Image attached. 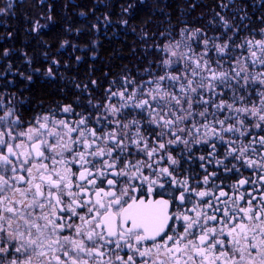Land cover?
<instances>
[{"label": "snow or ice", "instance_id": "1", "mask_svg": "<svg viewBox=\"0 0 264 264\" xmlns=\"http://www.w3.org/2000/svg\"><path fill=\"white\" fill-rule=\"evenodd\" d=\"M224 25L228 27L227 21ZM195 36L192 33L189 39ZM204 44L205 51L199 55L190 46L191 54L178 55L181 41L165 45L163 51L177 60L162 61L164 74L146 81L147 91L142 84L127 94L133 81L125 80L122 91L111 92L109 99L119 96L126 101L119 108L105 105L109 115L118 117L111 130L89 127L90 118L83 115L72 123L51 114L38 116L27 127L11 110L0 116V264H264V135L251 131L264 132V70H250L264 69V29L259 39L253 36L235 45L248 55H237L228 70L220 61L232 58L230 45H214V68L205 59L209 41ZM180 60L182 70L173 66ZM227 90L232 92L230 102L223 99ZM253 93L258 100H252ZM128 107L146 109L148 123L160 129L151 143L139 128L135 138L129 136L128 130L141 121L133 118L122 123V109ZM225 109L229 114L217 119ZM62 111L70 113L71 106ZM250 119L257 121L251 128ZM189 120L192 127L186 123ZM201 128L205 137L229 144L227 155L238 153L233 158L243 159L256 179H239L231 186L232 195L221 188L217 196L219 185L207 187L215 172L206 174L205 189L197 190L199 184L190 186L187 179L175 177L172 166L179 161L171 154L168 166H153L164 160L169 145L191 142L182 133L194 137L195 130L198 136ZM224 133L252 139L232 147L236 139L226 141ZM212 148L215 151V143ZM126 153L148 159L132 163L125 159ZM158 154L160 161H154ZM233 169L240 173L235 164L225 167V172ZM249 184L251 192L241 191ZM145 185L147 196L142 195ZM157 189L170 199H156ZM177 201V208L184 211L173 213L170 208ZM189 203L192 207H185Z\"/></svg>", "mask_w": 264, "mask_h": 264}, {"label": "trees", "instance_id": "2", "mask_svg": "<svg viewBox=\"0 0 264 264\" xmlns=\"http://www.w3.org/2000/svg\"><path fill=\"white\" fill-rule=\"evenodd\" d=\"M185 27L199 30V44L257 35L264 29V0L16 3L0 15V101L14 104L23 123L66 106H97L123 79L140 84L160 74L164 44Z\"/></svg>", "mask_w": 264, "mask_h": 264}, {"label": "flooded vegetation", "instance_id": "3", "mask_svg": "<svg viewBox=\"0 0 264 264\" xmlns=\"http://www.w3.org/2000/svg\"><path fill=\"white\" fill-rule=\"evenodd\" d=\"M255 36V38L259 39L260 38V33L257 35H253ZM251 37H247V38H252ZM229 37H231V39H229ZM219 40L213 41L210 40L209 41V45H208V55L205 57V59H209L210 63H212V66L215 68L217 66V53L215 51V47L214 45L219 43V44H223L224 42H227L230 45V51L234 50L233 52V56L231 59H228L227 57H225L224 60H221L220 63L223 64L224 70H228L230 66H233L235 64V59L237 55H241V56H247V50H241L238 48H235V45L240 44L241 41H243L244 39H235L232 36H228L226 35L224 38L219 37L217 38ZM246 39V38H245ZM192 52L195 53L196 55H199L200 53H203L205 51V47L202 46V44H198L195 42V44L189 45ZM189 46L185 47V49L183 50L182 53H188L191 54L189 52ZM176 68L182 70L184 67V61L180 60L179 63L175 64ZM160 69H157V71ZM252 71L255 70H264V69H260V66H257V69H250ZM160 74H158L157 76H155L154 78H158L160 75L164 74V68H162L160 70ZM171 71V70H169ZM153 78H147L146 80H144L143 82H141L140 84L138 83H131L128 84V93L127 94H131V92L138 86V85H142L145 84L146 81H149ZM165 85H167V81L162 82ZM241 83H243V81H241ZM125 83L120 86L119 88L114 89L111 92H119L122 91L124 88ZM179 86L177 85V88ZM144 91H147V85L145 84V88ZM111 92L109 94V96L111 95ZM245 95H247V93H244ZM205 98H207V93L204 94ZM109 96L107 97L106 101L98 104L97 107L95 109H91V108H86L85 110H80V111H76L75 109H72V111L70 113H64L62 111V109L60 111H56V112H50V113H44V114H38L36 116H34V118L31 120L33 121L36 117L38 116H43V115H48L51 114L53 115L56 119H64L67 120L69 123H72L78 119H80L81 115L85 116V117H89V127H100L101 131H108L111 130L112 128L115 127V120L118 118L116 116H111L109 115L106 111H105V105L111 104L115 107H120L121 104L125 103L126 101H122L121 98L119 96H115L112 97L111 99H109ZM232 97V92L231 90H227V94L223 97L224 100H227L230 102V98ZM144 98L143 96L138 97V99ZM252 100H258V98L255 96V93H253L252 96ZM127 103H132V102H127ZM216 103H220V98L216 99ZM252 103V101H249V105ZM186 107V105H185ZM202 109L197 108L196 111L199 112ZM209 111H212V109L210 108ZM122 113L123 115H121L119 118L121 119L122 123H127L129 121H131L133 118L140 120L141 124L137 125V126H132L128 131H129V136L131 138H135L134 134L137 131V128L140 129L141 134L144 135L145 137L148 138L149 143L152 142L153 138H154V133L155 132H159L160 129L157 128L155 125H150L148 123L150 117L147 114V110L145 109L144 112H141L139 109H134L131 107L128 108H124L122 109ZM229 112L227 109H225L224 112L222 113H217L216 118L217 119H224L226 115H228ZM100 117V125L96 124V120L97 118ZM201 118L197 115L196 116V120H200ZM209 120H212V117H209ZM111 121V123H110ZM27 121L26 123H23L24 127H27L28 125ZM257 121L254 119H250L249 121V127L251 128V125H254ZM188 124L189 127H192V121L189 120L186 122ZM103 126V127H101ZM217 129L220 128L219 124H215L214 125ZM225 127H227V124L224 125ZM181 127H183V125H181ZM123 131V130H122ZM251 131L254 135H264V132H262L260 129H255V128H251ZM205 130L203 128L200 129V133L199 135H195V130H194V137H188L186 134H181L185 139H189L191 142L188 145H185L184 143H178L175 145H169L168 150L164 153V160L160 161V156L159 154L154 158V161H160L159 164H156L155 162L153 163V166L156 167L157 169L161 166H168L167 164V155L171 154L174 158H176L179 163L178 165H174L172 166L173 168H175V172L174 175L177 179L179 180H188V184L190 186H196L197 184H199V187L197 188V190H204L205 186L203 185L202 181L203 178L206 174L208 173H212L215 172L216 176L212 177L210 180L209 185L207 186L208 188L212 187V183H215L216 185H219L220 187L215 189V194L218 196L219 195V191L221 188H223L224 191L228 192L230 195H232V188L231 186L233 184H235L239 179H243V178H250L252 180L256 179V176L253 175V172L251 169L247 168L244 165V161L243 159L241 160H235L233 157L235 155H238V153H234L233 155H227V150L230 147L229 144L224 143L218 139H216L215 137L212 136H208L205 137L204 135ZM76 135V134H73ZM224 139L230 140V139H236V144L235 145H231L232 147H238L242 142L243 143H247L248 140L252 139V136H246L243 138H240L237 134L236 137H232L231 134L229 133H224ZM170 137H165L164 140L167 141V139H169ZM201 140L200 143H196L195 140ZM207 139L208 143H204L203 140ZM215 143L216 144V148L215 151H213L212 148V144ZM130 151L132 153H136L137 149L135 146L130 145ZM141 147H143V142L141 143ZM209 153H212V155H209ZM204 156L205 160L201 161L200 157ZM256 159H259V157H255ZM125 159L126 160H130L132 163H136L137 160H147V156L144 154H140V155H128L127 153L125 154ZM217 160H221L223 161L222 165H217L216 161ZM203 164V167H201V165ZM236 165V167H238L240 169V173H237L234 169L232 172H225V167L227 168H232L233 165ZM207 170V171H205ZM145 174H148V169L145 168L144 169ZM134 183H136L137 185L140 183L139 180L134 181ZM170 187V185L168 186ZM253 189V185L249 184V185H245L243 189H241V191H246V192H251ZM157 192H159V189H157ZM136 195H141V193H134ZM176 195H178L179 193H175ZM239 193H236V195H238ZM254 195H259L258 193H253ZM143 196H147V186L145 185L144 191L142 193ZM155 196L156 199H170V196L167 192H159V194L157 195L156 193L153 194ZM151 198V197H149ZM195 197H193V202H195ZM241 203H244L243 201ZM177 204H179V201L176 202V204H173L170 208V211H172L173 213L176 212H183L184 211V207H180L179 209L177 208ZM185 207L187 208H191L192 204H186ZM210 211V210H209ZM83 214V213H81ZM77 223H79V221L77 220ZM175 221H173V224L175 225ZM182 223V221H181ZM146 243H150V242H146ZM127 249H124V252H126ZM124 253L121 252V255H123ZM11 257H9L10 259ZM107 259V257H105Z\"/></svg>", "mask_w": 264, "mask_h": 264}, {"label": "rangeland", "instance_id": "4", "mask_svg": "<svg viewBox=\"0 0 264 264\" xmlns=\"http://www.w3.org/2000/svg\"><path fill=\"white\" fill-rule=\"evenodd\" d=\"M23 1H24V0H4V9H5V10H4L3 12H1L0 15H7L8 12L14 7V5H15L16 3H21V2H23ZM9 5H10V6H9ZM182 30H183V36L181 35ZM182 30L180 31V33H179V35H178L177 38H175L174 40H169L167 43L164 44V46H165V45H169V44L175 46V44H176L177 41H181V46H180L179 49H177L178 55H179L180 53L183 52V50L185 49V47H187V46H189V45H192V44H195V42L198 43V39H199L198 32L191 31V30H189L188 27H185V28L182 29ZM192 33H196V36H195L194 39H189V36H190ZM210 38H211V37H209V39H210ZM209 39H205V40H209ZM205 40H203V41L201 42L202 46H204V47H205V44H204V41H205ZM198 44H199V43H198ZM164 46H163V48H162V51H163V49H164ZM162 54H163V59H162V61L165 60V59H172L173 61H176V60H177V57H172V56L170 55V53H165V52L163 51ZM173 66H175V64H174ZM169 70H171V68H170ZM13 105H14V104H8V103L1 102V101H0V116H3V115H4L6 112H8L9 110H11V111L15 114V116H18V115H17V111H16V109H15L16 107L13 106ZM96 107H97L96 105H90V106H89V108H91V109H95Z\"/></svg>", "mask_w": 264, "mask_h": 264}, {"label": "bare ground", "instance_id": "5", "mask_svg": "<svg viewBox=\"0 0 264 264\" xmlns=\"http://www.w3.org/2000/svg\"><path fill=\"white\" fill-rule=\"evenodd\" d=\"M125 80H126V79H123V82H124V83H125Z\"/></svg>", "mask_w": 264, "mask_h": 264}]
</instances>
